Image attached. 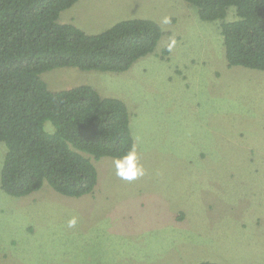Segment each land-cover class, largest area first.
<instances>
[{
  "label": "rangeland",
  "instance_id": "rangeland-1",
  "mask_svg": "<svg viewBox=\"0 0 264 264\" xmlns=\"http://www.w3.org/2000/svg\"><path fill=\"white\" fill-rule=\"evenodd\" d=\"M130 18L162 35L129 69L41 78L50 91L90 85L121 99L143 175L122 180L121 158L101 157L80 197L47 182L19 197L0 187V264H264V71L229 67L220 22L185 0H77L58 21L98 33ZM5 152L0 141V169Z\"/></svg>",
  "mask_w": 264,
  "mask_h": 264
},
{
  "label": "trees",
  "instance_id": "trees-1",
  "mask_svg": "<svg viewBox=\"0 0 264 264\" xmlns=\"http://www.w3.org/2000/svg\"><path fill=\"white\" fill-rule=\"evenodd\" d=\"M76 1L0 0V141L6 146L0 187L11 196L28 195L44 182L65 196L91 193L97 183L92 158L132 151L130 116L121 99L90 85L50 91L41 74L64 66L126 71L154 51L161 27L153 19L130 18L86 33L58 21ZM185 1L202 21L220 22L229 67L264 71V0ZM229 10L235 18L225 20Z\"/></svg>",
  "mask_w": 264,
  "mask_h": 264
},
{
  "label": "clouds",
  "instance_id": "clouds-1",
  "mask_svg": "<svg viewBox=\"0 0 264 264\" xmlns=\"http://www.w3.org/2000/svg\"><path fill=\"white\" fill-rule=\"evenodd\" d=\"M164 22L167 23V19H165ZM135 159V152L131 151L126 153L120 160L116 162V174L120 177V179L132 181L143 175V169L136 165ZM75 224V218L70 219L68 222L69 227H74Z\"/></svg>",
  "mask_w": 264,
  "mask_h": 264
}]
</instances>
